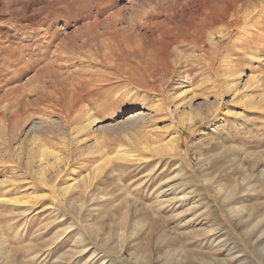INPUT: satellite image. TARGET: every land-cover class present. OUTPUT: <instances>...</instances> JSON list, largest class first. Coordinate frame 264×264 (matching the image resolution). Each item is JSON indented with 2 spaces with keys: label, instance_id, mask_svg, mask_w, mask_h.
Returning a JSON list of instances; mask_svg holds the SVG:
<instances>
[{
  "label": "rangeland",
  "instance_id": "obj_1",
  "mask_svg": "<svg viewBox=\"0 0 264 264\" xmlns=\"http://www.w3.org/2000/svg\"><path fill=\"white\" fill-rule=\"evenodd\" d=\"M94 27L103 36L83 35ZM126 39L136 50L111 66L93 45L109 59ZM239 73L235 95L228 82ZM86 112L95 132L79 129ZM0 117L21 129L11 155L0 139V196L18 200L0 202V264H88L90 252H67L99 234L112 236L93 259L104 264H264V0H0ZM28 120L58 122L67 144L42 140L78 175L105 148L92 201L57 205L51 186L30 178ZM171 139L174 149H151ZM122 147L128 159L114 156Z\"/></svg>",
  "mask_w": 264,
  "mask_h": 264
},
{
  "label": "bare ground",
  "instance_id": "obj_2",
  "mask_svg": "<svg viewBox=\"0 0 264 264\" xmlns=\"http://www.w3.org/2000/svg\"><path fill=\"white\" fill-rule=\"evenodd\" d=\"M252 14V13H251ZM244 15V14H243ZM213 19V18H212ZM97 24V23H96ZM96 27V26H95ZM93 28V30L91 32H88L87 30H83L82 33L84 36H88V39H97L101 36H103V33L99 32L98 31V27L97 28ZM91 27H89L90 29ZM116 28V27H115ZM100 30V29H99ZM101 31V30H100ZM128 37V36H127ZM129 38V37H128ZM87 39V38H85ZM132 39V38H131ZM104 42V41H102ZM109 44V43H108ZM123 47H121L120 49L117 48V46H114L112 47V45L109 47L111 49V53H112V57L109 58V59H106L107 57V54H108V49H106L107 47H104L102 48V44H100L101 46H99L97 43H93V45L96 47H98L100 49V52L102 51V55L103 56V60L105 62L106 60V64L107 65H114L115 62H116V59L119 58L118 55H122L123 54V51H126V52H129L130 54L132 53V49L133 50H136L134 48H129L128 46V39L126 40H122V43ZM133 45V44H132ZM104 46V45H103ZM106 46V45H105ZM131 46V45H130ZM135 46V45H134ZM139 48V47H138ZM96 50V49H95ZM97 51V50H96ZM141 52V51H140ZM135 53V52H134ZM92 54V53H91ZM128 54V53H127ZM126 54V55H127ZM135 55V54H134ZM137 55V54H136ZM91 56V55H90ZM97 56V55H96ZM98 57V56H97ZM88 58V57H87ZM90 58V57H89ZM99 59V58H98ZM95 60V59H94ZM96 61L98 62V60L96 59ZM101 61V60H100ZM118 62V61H117ZM145 67V66H144ZM150 67V66H149ZM155 67V66H153ZM117 68V67H115ZM159 69V68H158ZM152 70V69H151ZM135 71V70H134ZM238 73V72H237ZM137 74V73H136ZM156 74V73H155ZM138 75V74H137ZM127 77V76H126ZM144 77V76H143ZM35 78H39L37 76H35ZM138 78V77H137ZM142 78V77H140ZM135 79V78H134ZM138 80V79H137ZM142 80V79H141ZM36 81V80H35ZM146 81V80H145ZM45 82V81H44ZM54 83V82H53ZM56 83V82H55ZM54 83V84H55ZM232 88V93L233 94H237L240 92V89H241V73L237 74L235 79L234 80H230V82H228ZM47 84V82L45 83ZM226 85H228L226 83ZM229 86V85H228ZM49 87V86H48ZM61 89V88H60ZM86 89H89L91 90L92 88L88 87ZM228 89V88H227ZM44 90V89H43ZM84 90V88L80 89L79 90V93H82V91ZM61 91V90H60ZM70 91H73V90H70ZM229 91V89H228ZM229 91V93H230ZM68 92V91H67ZM66 92V93H67ZM190 92V89L189 88H186L184 89L181 94L182 95H187V93ZM50 93V92H49ZM56 95V94H55ZM51 96H53L51 94ZM60 96V94H59ZM67 96V95H66ZM73 96V95H71ZM78 96V95H77ZM181 97V96H180ZM62 98V97H61ZM185 98V97H184ZM54 99V98H53ZM65 99V98H64ZM63 99V101H65ZM56 100L58 101L59 99L56 98ZM75 100V99H74ZM78 100V99H77ZM188 100V99H186ZM217 100V99H216ZM56 101V102H57ZM60 101V100H59ZM72 102V100H70ZM192 101V100H191ZM190 101V102H191ZM59 103V102H58ZM66 103V102H65ZM73 103V102H72ZM70 103V104H72ZM188 103V101H187ZM67 104V103H66ZM186 104V103H185ZM61 105V102L60 104ZM58 105V106H59ZM191 103H189V107ZM217 106L218 105V101H216L215 103H213V106ZM67 106V105H66ZM65 106V107H66ZM75 106V105H74ZM3 107V106H2ZM186 107V106H185ZM188 107V108H189ZM51 108V107H50ZM55 109H58V108H55ZM138 110V109H137ZM137 110H132L129 112V115H128V118H131V117H134L135 115L139 114L140 112H137ZM140 110V109H139ZM186 111V109H184ZM194 110V109H192ZM3 111V110H2ZM5 111V109H4ZM4 111L2 113H4ZM7 111V110H6ZM55 111V110H54ZM57 111V110H56ZM176 111V110H175ZM57 112H60L61 111H57ZM177 112V111H176ZM189 112V110H188ZM196 112V111H195ZM83 113V112H82ZM87 113V112H86ZM186 113V112H185ZM181 114V113H180ZM189 114V113H188ZM190 114L192 115V113L190 112ZM195 114V113H194ZM79 115V114H78ZM81 115V114H80ZM85 115V114H84ZM187 115V114H185ZM196 115H197V112H196ZM30 116V114H29ZM68 116V115H67ZM77 116V115H76ZM184 116V115H182ZM211 116V115H210ZM86 119H85V122L83 125L79 126V129L81 131H86L90 130V132L93 130V127H95V125L98 124L99 121H97V118L90 115L89 112L86 114ZM193 117V116H191ZM187 118V123H185L188 127L189 125H192V122H193V118ZM195 117V116H194ZM1 118V117H0ZM31 118H33L31 116ZM60 118V117H59ZM66 119V117H63ZM62 118V119H63ZM8 119L10 120L9 123H7L4 119L3 120H0V139L2 140V143L4 145V147L6 148L5 150L7 152L5 153H14L10 151V149L14 148V143L16 142L15 140L17 139V137H19V132H21L20 130V127H19V122H18V119H16L15 117H11ZM8 120V121H9ZM67 120V119H66ZM23 121V120H21ZM50 121V120H49ZM49 121H43L42 123V126H37L35 122L33 121H30L28 120V126L26 127L27 130L23 131L24 132V136H25V141H29L31 142L32 144H30V146L32 148L30 149H26L27 151L25 152L26 153V156L24 157L25 160L23 161V168L24 170H26L28 173L31 174V177L32 180H35V181H38L40 184H42L43 186H51L50 188L52 189L53 191V196L52 198L55 200L56 203H58L57 205H61L63 204V201L65 200H69L70 199H74V195H77L76 198H79V199H82V198H88L92 201V197L94 196V193L93 191L97 192L99 190V184L101 183L102 181V176L104 175L105 171L107 170L105 167L109 164L108 161H105L106 160V152L104 151V149H100L98 148V150L101 152V155L99 156V158H96V160H92L91 161V169L90 171H86L84 174L83 173H80L78 175V172H76V169H73V168H70L68 166H66V164H63V166L60 165L59 161L62 159V157L64 156V154H60L59 152H56L54 150V148L52 149L51 146H48V142L47 141H43L42 140V137L43 136H49L50 135V140L51 139H57L59 140L60 142H64L66 143V139L63 135L59 134V133H54L55 131V128H56V124L58 123H53V122H49ZM63 121V120H62ZM182 121V120H181ZM60 122V120H59ZM186 122V121H183V123ZM22 123V122H21ZM20 123V124H21ZM26 123V122H25ZM24 123V124H25ZM65 123V122H64ZM63 123V124H64ZM82 123V122H81ZM62 125V124H61ZM65 127H67L65 125ZM101 127V126H100ZM60 128V127H59ZM99 128V127H98ZM57 129V128H56ZM78 129V128H76ZM78 130V131H80ZM80 131V132H81ZM67 132V130H66ZM77 132V131H76ZM87 132V133H88ZM89 132V133H90ZM92 132H95V131H92ZM68 133V132H67ZM83 134V132H81ZM23 136V137H24ZM82 136V135H81ZM99 137V136H98ZM45 138V137H44ZM78 138V137H77ZM76 138V140H77ZM79 138H80V135H79ZM21 139V138H19ZM46 139V138H45ZM98 139V138H97ZM96 139V140H97ZM79 140V139H78ZM82 140V139H81ZM80 140V141H81ZM178 140V139H177ZM98 141V140H97ZM26 142V143H27ZM54 142V141H53ZM69 142V141H68ZM73 142V141H72ZM75 142V141H74ZM73 142V143H74ZM100 143V140L98 141ZM175 142H176V139H175ZM172 139L171 140H168L166 142H164V144H159V145H155V146H152L151 149H154L158 152H162L164 150H168L167 148L169 149H174L175 146L177 145ZM102 143V142H101ZM100 143V144H101ZM21 144V143H20ZM67 144V143H66ZM78 144V143H76ZM143 144V143H142ZM176 144V145H175ZM2 145V144H0ZM63 145V143H62ZM73 145V144H72ZM79 145V144H78ZM95 145V144H94ZM144 145V144H143ZM142 145V146H143ZM20 146V145H19ZM27 146V145H26ZM53 146V145H52ZM55 146V145H54ZM92 146V145H91ZM101 146V145H100ZM99 147V146H98ZM26 148V147H24ZM23 148V149H24ZM64 149V147H62ZM90 148V146L88 147ZM96 148V146H95ZM145 149L148 148V145L147 146H144ZM19 149H21L19 147ZM62 149V150H63ZM68 149V148H66ZM4 150V151H5ZM25 150V149H24ZM69 150V149H68ZM73 150V149H72ZM0 151L2 152L1 148H0ZM20 151V150H19ZM67 151V150H66ZM65 151V152H66ZM88 151V150H87ZM96 151V150H95ZM62 152V151H61ZM64 152V153H65ZM90 154L92 153H95L94 151H89ZM8 153V154H9ZM63 153V152H62ZM69 153V152H67ZM99 153V152H98ZM2 154V153H1ZM24 154V153H23ZM77 154V153H76ZM89 154V153H88ZM96 154V153H95ZM94 154V155H95ZM100 154V153H99ZM7 155V154H6ZM85 155V153H84ZM108 155V154H107ZM13 156V155H12ZM24 156V155H22ZM68 156V155H67ZM70 156V155H69ZM68 156V157H69ZM75 156V155H74ZM93 156V155H92ZM91 156V157H92ZM115 157H117L118 159H121V160H125V159H128L131 155L129 154V152L125 149V148H121V149H118V152H116V154L114 155ZM9 157V156H8ZM105 157V158H104ZM10 158V157H9ZM16 160V157L15 159ZM20 161V159H17ZM23 160V159H22ZM21 160V161H22ZM53 160V161H52ZM69 160V158H68ZM91 160V159H90ZM5 161H6V158H5ZM11 162V161H10ZM67 162V161H66ZM70 162V161H69ZM7 163V162H6ZM4 164V163H3ZM72 164V163H71ZM15 165V164H14ZM22 165V164H21ZM74 165V164H73ZM17 166V165H16ZM20 166V164L18 165ZM109 167V166H108ZM54 170V174L56 176H52V178L55 177V181L53 179H51V183H50V177H49V171ZM109 169V168H108ZM72 170V171H71ZM71 171V172H70ZM13 173V172H12ZM18 173V172H14V175ZM66 176L63 177L65 174ZM64 174V175H63ZM29 175V174H28ZM53 175V174H52ZM26 179H29V178H26ZM7 182H12L11 180H8ZM51 184V185H50ZM239 191V190H238ZM100 192V191H99ZM231 192V191H230ZM234 192V191H233ZM228 193V191H227ZM98 194V193H97ZM230 195V194H229ZM97 196V195H96ZM225 196V195H224ZM224 198V197H223ZM18 199V198H17ZM226 199V198H225ZM75 200V199H74ZM0 202L1 203H15V202H18V200L16 199H10L6 196H0ZM72 202V201H71ZM70 202V203H71ZM66 204V203H65ZM75 204V203H74ZM78 204H76L75 206H77ZM80 205V204H79ZM78 205V206H79ZM62 206V205H61ZM79 208V207H78ZM245 208V204H241L239 206H237L236 208H234V211L233 213L235 214H242L243 213V209ZM126 213V212H125ZM124 217V216H123ZM124 218H128L127 217H124ZM124 221V220H123ZM126 223L125 225L127 224V220H125ZM121 222V221H120ZM140 221H136L134 224H133V227H137L140 223ZM122 223V222H121ZM115 226V225H114ZM144 226V225H143ZM101 227H92V230L97 232L99 231ZM123 229V228H122ZM121 233V232H120ZM133 235V234H132ZM121 236V239L119 240V247H118V250L117 252L121 253V254H124L126 252V245L124 244L125 243V240L127 237H129V235H127L126 232H123L120 234ZM71 237V236H70ZM80 237V236H79ZM100 237V238H99ZM77 238V237H76ZM96 238V241L92 244L90 243V239L89 238H86L84 236H82V238H77V240L75 239V242L73 243V245L70 247V251L67 252L68 254H70L72 257L77 255V254H82V252H86V253H91V258L94 257L93 259L95 260L96 258H98L97 256V253L96 251H98L99 249L100 250H105V249H112L110 244H111V238L112 236L111 235H105L103 236L102 234H99V236H95ZM102 238V239H101ZM70 246V245H69ZM6 249H4V253L6 252ZM69 249V248H67ZM106 251V250H105ZM123 256V255H122ZM152 254L151 252L147 254V256H142L141 257V260H149V258H151ZM93 259H91L89 261L88 264H104L103 262H101V259H98L96 261H94ZM138 259V258H137ZM140 260V261H141ZM139 263V262H138ZM148 264V263H147Z\"/></svg>",
  "mask_w": 264,
  "mask_h": 264
}]
</instances>
